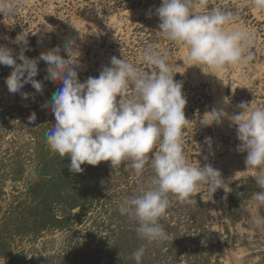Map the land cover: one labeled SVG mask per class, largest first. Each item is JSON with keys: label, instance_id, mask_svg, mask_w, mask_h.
Returning a JSON list of instances; mask_svg holds the SVG:
<instances>
[{"label": "rangeland", "instance_id": "obj_1", "mask_svg": "<svg viewBox=\"0 0 264 264\" xmlns=\"http://www.w3.org/2000/svg\"><path fill=\"white\" fill-rule=\"evenodd\" d=\"M208 1L236 14L227 27L254 32L252 59L220 70L218 77L207 74V67L190 66L188 49L172 46L158 34L159 18L148 6L111 10L100 0H18L22 6L15 15H0V45L16 51L11 33L20 24L34 34L36 53L29 58L57 46L68 58L63 49L72 41L81 82L98 77L113 56H124L138 71H147L141 58L146 46L167 52L187 101V159L195 166L211 164L229 182V192L220 188L210 196L205 186L191 204L170 195V206L160 218L169 239H141L135 219L122 215L118 206L147 186L154 175L150 164L140 176L130 164L113 168L110 161L85 163L83 172L73 173L70 157L51 152L45 137L55 123L46 104L62 82L46 79L47 65L40 60L34 79L43 92L26 83L21 91L29 97L24 99L20 92H9L5 79L12 69L0 64V264H136L132 253L141 246L142 264H264V226L252 222L254 216L264 217V207L258 208L253 199L260 189L252 170L234 152L239 140L228 119L239 114L242 102L249 107L264 104V10L250 0ZM151 36L156 38L153 44L146 40ZM214 109L227 116L203 125L214 118ZM32 112L36 120L29 123ZM58 234L66 236L60 247Z\"/></svg>", "mask_w": 264, "mask_h": 264}, {"label": "clouds", "instance_id": "obj_2", "mask_svg": "<svg viewBox=\"0 0 264 264\" xmlns=\"http://www.w3.org/2000/svg\"><path fill=\"white\" fill-rule=\"evenodd\" d=\"M250 2L264 10V0ZM20 6L18 0H0V15H15ZM205 7V0H162L155 10L160 21L158 34L185 46L190 66L207 67V74L217 76L226 67L246 65L252 59L249 49L254 32L227 27L236 21L232 11L220 7L204 11ZM28 34L19 33L15 37L13 42L22 45L18 53L0 45V64L12 69L5 79L9 92H20L27 99L29 94L21 90L31 83L37 93H42V83L34 78L38 75L39 61H44L46 79L62 82L51 103L46 104L55 117L53 127L45 133L46 143L51 152L70 157V171L80 173L84 171L82 164L95 166L110 161L113 168L130 164L140 176L145 165L150 164L154 175L147 186L118 206L122 215L135 219L141 239L148 242L169 239L160 218L170 206V195L180 203L191 204L205 186L210 196L220 188L229 192V182L220 170L211 164L195 166L187 159L183 148L187 101L182 82L174 79L167 52L146 46L141 58L147 71H138L124 56L123 59L113 56L111 66H103L98 77L90 76L81 82L72 41L63 49L68 58L61 55L58 46L42 52L39 58H29L25 55ZM238 107L239 114L228 119L240 141L237 151L247 153L246 169L252 170V178L260 189L253 199L258 208L264 207V107H249L243 102ZM211 112L214 118L203 125L220 123L227 116L223 109ZM28 120L35 122V112ZM206 142L211 146L210 137ZM252 222L257 227L264 226V217L254 216ZM65 239L64 234H58L57 247ZM144 254V246L132 253L136 264H142Z\"/></svg>", "mask_w": 264, "mask_h": 264}, {"label": "trees", "instance_id": "obj_3", "mask_svg": "<svg viewBox=\"0 0 264 264\" xmlns=\"http://www.w3.org/2000/svg\"><path fill=\"white\" fill-rule=\"evenodd\" d=\"M207 3V9H211L214 6V3L211 1L205 0ZM162 3V0H100V5L103 6L104 9H115V8H125V7H134V6H148L152 10H156ZM26 25L20 24L16 27V30L11 33L12 37L17 36L19 33L28 34V44L27 48L28 50L25 51V55L27 57L33 56L36 53L35 49V36L31 31L25 32ZM151 34H154V32H151ZM154 39V41H152ZM147 42H150L153 44L156 41V38L151 36L150 38H146ZM152 41V42H151ZM143 43V42H142ZM172 46H174V43L170 42ZM22 45L18 44L16 51L13 52L18 53L21 50Z\"/></svg>", "mask_w": 264, "mask_h": 264}, {"label": "built area", "instance_id": "obj_4", "mask_svg": "<svg viewBox=\"0 0 264 264\" xmlns=\"http://www.w3.org/2000/svg\"><path fill=\"white\" fill-rule=\"evenodd\" d=\"M255 107H257V104H256ZM259 107H264V104L262 103ZM239 143H240V141L235 145L234 152L238 155V157H239V161H242L241 164H242L244 167H246V164H245V158H246L247 153H246V152H245V153H241V152L237 151V145H238Z\"/></svg>", "mask_w": 264, "mask_h": 264}]
</instances>
